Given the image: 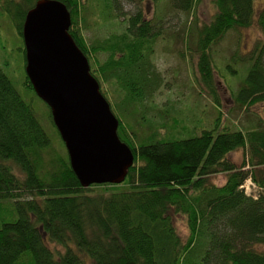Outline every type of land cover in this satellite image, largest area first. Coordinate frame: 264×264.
Masks as SVG:
<instances>
[{
    "label": "trees",
    "instance_id": "16d2710c",
    "mask_svg": "<svg viewBox=\"0 0 264 264\" xmlns=\"http://www.w3.org/2000/svg\"><path fill=\"white\" fill-rule=\"evenodd\" d=\"M39 1L0 0V11L22 38L27 14ZM57 1L71 14L69 33L102 94L112 106L105 87H114V100L132 106L128 120L136 119L135 107L153 101L162 85L153 63L156 46L165 39L162 0H151L153 18L141 0ZM121 1L137 8L124 16ZM202 1L163 0L173 12L193 16L183 40L191 57L192 52L198 57L195 83L220 107L212 50L229 33L254 24L264 36V7L256 10V0H211L215 13L201 23L196 11ZM100 2L109 11L104 22L113 11L127 26L88 42L84 31L95 27L88 11ZM235 57L250 65L236 95L249 110L264 103V39L249 56L236 51ZM25 85L34 92L27 75ZM221 115L219 109L215 127L198 135L189 131L191 137L178 138L183 135L176 127L169 137L145 140L117 116L119 138L132 149L134 166L121 185L83 188L67 150L62 155L52 147L34 108L0 66V203L13 201L18 214L0 227V264H86L83 256L92 264H264V249H257L264 248V106L263 117L243 128L223 125ZM241 150L246 156L237 166L229 157ZM221 174L226 181L215 184L212 178ZM249 180L256 186L253 196L244 190ZM175 216L186 218L187 240L178 234Z\"/></svg>",
    "mask_w": 264,
    "mask_h": 264
},
{
    "label": "rangeland",
    "instance_id": "374dc122",
    "mask_svg": "<svg viewBox=\"0 0 264 264\" xmlns=\"http://www.w3.org/2000/svg\"><path fill=\"white\" fill-rule=\"evenodd\" d=\"M141 1H143L141 7L147 17L153 18L156 13L154 4L151 0ZM164 2L166 3V1ZM164 2L162 0L159 8H161V14L165 20V39L159 41L153 56V63L162 78V85L153 101L146 102L145 106L135 107L140 111H138L136 119L129 118L130 120L128 117L131 115L133 107L128 106L120 99L114 100L115 96L118 98L115 88L105 87L116 116L122 118L125 124L131 128V132H137L140 139L143 140L147 136L155 134L158 138H164L177 128V132H180L179 135H183L178 138L191 137L192 135L188 134L189 131L198 135L203 129H213L216 119L219 117V109L222 112V124L231 123L232 126L234 125L233 129L247 127L252 123V120L256 121L262 118L264 103L249 106L250 109L248 110V106L243 107L236 101V95L249 76L250 65L246 60H240L237 57L232 58L236 51L239 52L240 56H249L257 43L263 41L264 36L257 24L248 29H242L239 33H229L212 50L218 67L216 83L221 106L217 107L212 97L206 91H202L200 86L195 83L194 75L199 76L197 70L198 57L193 52V57H191L190 50L187 49L186 42L183 40V33L193 22V16L175 13L167 8ZM100 4V6L98 4L96 8L88 11V18L91 22L93 18V25L95 24L93 29L84 31L88 42L98 38H106L114 33H122L127 26L126 23L121 22L124 17L117 19V13L113 11L107 22H104L103 17L107 14L105 12L109 11L104 8L102 2ZM120 5L122 13L127 17L137 8L136 4L125 1H121ZM263 7L264 0H256V10ZM214 13L215 9L211 0H203L196 11L201 23L209 22ZM24 50L23 38L8 16L0 11V66L13 82L20 96L34 108L40 124L50 137L52 147L60 154L65 155L64 150L66 151V148L53 124L50 108L25 85ZM245 156L246 152L241 150L230 155L229 158L237 166H241ZM226 179V175L223 174L212 178L213 182L218 185H222ZM256 192L257 190H253L249 196H253ZM17 215L13 201L6 200L0 203V227L6 221L10 222L14 218L17 219ZM174 219L178 234L183 240H187L190 232L186 218L175 216ZM50 246L52 248L57 247L60 251L63 250L60 245L50 244ZM257 249L262 250L264 248L257 246ZM83 259L86 264L93 263L85 256Z\"/></svg>",
    "mask_w": 264,
    "mask_h": 264
},
{
    "label": "water",
    "instance_id": "95a60500",
    "mask_svg": "<svg viewBox=\"0 0 264 264\" xmlns=\"http://www.w3.org/2000/svg\"><path fill=\"white\" fill-rule=\"evenodd\" d=\"M71 26V14L60 1L40 0L29 11L22 32L26 75L51 110L81 186L121 185L135 155L119 138L120 120L71 37Z\"/></svg>",
    "mask_w": 264,
    "mask_h": 264
},
{
    "label": "built area",
    "instance_id": "2783aa9c",
    "mask_svg": "<svg viewBox=\"0 0 264 264\" xmlns=\"http://www.w3.org/2000/svg\"><path fill=\"white\" fill-rule=\"evenodd\" d=\"M255 189L256 186L251 182V180L247 181L246 185L244 186V190L246 191L247 195H250Z\"/></svg>",
    "mask_w": 264,
    "mask_h": 264
},
{
    "label": "bare ground",
    "instance_id": "6f19581e",
    "mask_svg": "<svg viewBox=\"0 0 264 264\" xmlns=\"http://www.w3.org/2000/svg\"><path fill=\"white\" fill-rule=\"evenodd\" d=\"M256 190V189H255Z\"/></svg>",
    "mask_w": 264,
    "mask_h": 264
}]
</instances>
